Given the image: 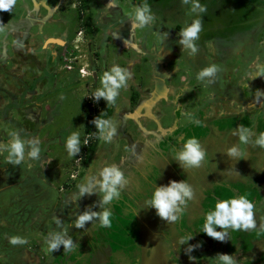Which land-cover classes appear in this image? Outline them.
Returning <instances> with one entry per match:
<instances>
[{
  "label": "rangeland",
  "instance_id": "obj_1",
  "mask_svg": "<svg viewBox=\"0 0 264 264\" xmlns=\"http://www.w3.org/2000/svg\"><path fill=\"white\" fill-rule=\"evenodd\" d=\"M17 1L27 7L25 13L37 1L52 8L41 40L33 35L36 46H50V54L34 56L36 66L24 58L25 70L16 71L19 77L8 85L14 99L6 116L0 114V264H223V255L240 264L235 254L243 246L231 245L232 236L213 239L202 227L223 199L251 192L264 199V176L254 182L260 163L247 160L252 169L241 171L240 137L251 128L247 124L262 120L257 112L264 103V73L259 78L257 73L264 68V0H151L143 25L132 15L142 0ZM15 3L0 16V33ZM38 10L44 14L43 7ZM195 20L198 31L189 47L181 32ZM86 24L91 33L83 31ZM115 27L131 31L130 47L114 36ZM166 46L187 51L181 52L185 62L174 56L162 64L163 47L165 55L170 51ZM114 67L127 75L110 102L95 93L104 90L102 77ZM88 106L112 108L93 151L86 149L93 141L83 132ZM108 128L114 131L104 140ZM72 133H78V150L69 155L65 144ZM258 133L255 151L264 153V126ZM14 137L24 145L19 163L8 162ZM190 139L201 153L196 163L181 159ZM33 148L35 157L29 155ZM231 159L233 167L227 164ZM106 167L118 170L121 180L114 186L117 195L103 202L99 182ZM171 184H182L188 195L178 192L180 199L162 218L150 201L155 190ZM82 186L88 191L81 195ZM105 211L108 223L102 224ZM85 213L97 215L75 227ZM262 219H252V228L234 229L233 237L241 233L239 243L250 248L264 236ZM224 229L213 226L216 232ZM249 233L252 240L244 237ZM9 237L23 243L12 244ZM53 237L70 239L71 250L59 244L46 251ZM164 244L172 250L167 253ZM179 250L189 252L188 261Z\"/></svg>",
  "mask_w": 264,
  "mask_h": 264
},
{
  "label": "clouds",
  "instance_id": "obj_2",
  "mask_svg": "<svg viewBox=\"0 0 264 264\" xmlns=\"http://www.w3.org/2000/svg\"><path fill=\"white\" fill-rule=\"evenodd\" d=\"M114 2V0H113ZM186 2V0H185ZM13 0H0V10H6L11 4ZM199 5L193 3V10L198 8ZM202 10V9H201ZM148 9L147 5H143L141 8L135 10L132 15L134 16V22H139L140 25H143L146 20L150 19L147 15ZM199 21L195 20L192 23V26L182 30L181 34L184 37L182 43H185L189 47L188 44L189 38H193L198 31ZM135 26V23H134ZM194 51V49H193ZM212 69H208L207 72L201 73V75H206L210 73ZM264 73V68H261L258 71V75ZM127 73H123L119 68H112L111 74L104 73L102 77V84L104 85V90H97L95 93L98 97H104L108 101H112L113 97L115 96L114 89L119 88L125 79ZM81 77V76H80ZM96 125L97 129H102L105 127L106 122L101 119H97L93 121ZM114 129L108 128L107 134L103 137L104 140H108ZM77 136L78 133H72L68 139L66 140V148L68 150L69 155L76 152L78 149L77 145ZM243 139V138H242ZM260 143L264 144V141ZM186 152L181 155V159H185L191 163H196L200 157L201 153L197 151V146L194 140H189L186 143ZM24 145L21 141L16 139L15 137L11 141L10 144V155L8 158V162L10 163H19L20 159L22 158ZM37 154V149L33 148L32 151L29 153L31 157H35ZM12 156H15L16 159L13 160ZM102 176V180L99 182V187L101 191H105V195L103 196V202H108L112 199L113 196L117 195V192L114 189V186L119 184L121 180V173L112 167H106L100 174ZM80 194H84V192L88 191L87 186H82L79 189ZM179 193H183L184 195H188L187 190L184 188L182 184H171L167 188H161L154 191L152 195V199L150 201L151 206L156 209L157 214L160 217H167L168 213L171 210L172 205L175 201L180 199ZM252 205L249 202L246 196H241L238 199L234 198H227L215 203L213 210L206 214L205 220L203 222L202 230L203 232L216 240L223 239V232H216L213 231V226H218L222 229L227 228L229 225L233 228H252L253 221L251 219ZM96 213H85L80 215L77 220L75 221V227L79 228L82 227L84 222L89 221L93 216H96ZM109 218V213L107 211L100 214V220L102 224H107ZM131 220L132 217H129ZM172 219H175L172 217ZM9 242L12 244L16 243H23L22 240H19L17 237H9ZM59 244H63L66 251L71 250V240H64L62 237H53L52 241L48 244L46 251H51L55 249ZM220 261H223V264H233L231 258L227 255H223L219 257Z\"/></svg>",
  "mask_w": 264,
  "mask_h": 264
},
{
  "label": "flooded vegetation",
  "instance_id": "obj_3",
  "mask_svg": "<svg viewBox=\"0 0 264 264\" xmlns=\"http://www.w3.org/2000/svg\"><path fill=\"white\" fill-rule=\"evenodd\" d=\"M59 1H61V0H59ZM65 2H67V1H65ZM142 2L144 3V5H147L146 2L147 3L150 2L149 6L147 5V8H150V10L152 9L151 6L153 4H151V0H142ZM14 3H12V6H14ZM58 3H60V2H58ZM15 4H16V7H15L14 11H11L12 12L11 15H13V16L12 17L10 16L11 18L9 19V22H8L6 30H4L3 33H0V114H2V115L5 114V116H6L5 109H6L7 105L9 103H11L12 100L14 99V98H12L13 97V95H12L13 88H12L11 92H9L10 90H8L9 81L10 80H14L15 78L19 77V75L16 74V71L20 72L22 69L25 70V67L27 65L25 66L23 64L24 61L26 62V60H24V58H26L27 61L30 63L29 65L36 66L37 62L33 58L34 56L42 54L43 52H46L47 54H50V46L47 45L44 48H43V46H40V47L36 46V41L34 40V36L33 35H37L38 40H41L40 38H41V36L43 34L41 32V29L45 27V24L47 22H49V18L47 17L48 16L47 14H48L49 10L50 11L52 10V8H49V7L45 6V4H41L40 2L38 3V1H37V3L35 2V3L32 4L33 5L32 9H29L25 13L26 8H27V7H24L25 5H21V2L18 3V1ZM40 6L43 7L45 9V11H44V14L37 15V14H39L38 7H40ZM154 8H157V7L155 6ZM6 11H7V9L6 10H0V16L2 14L4 15ZM22 11H23V13H22ZM154 12L156 13L157 11L155 10ZM45 17H47V19H45ZM13 19H15V20L13 21ZM41 21H45L44 24H41ZM84 27L85 28H84L83 31H86V29H87L86 25ZM32 29H34V30L32 31ZM117 29L118 28L115 27V30H114V33H113L114 36L118 37V38H120V36H121V38L123 40H119V41H122L123 45L129 46L130 44H128V42H126V40H128V36L130 35L131 31L129 29H127V28H125L123 30L119 29V31ZM47 33H49V32L47 31ZM81 33H83V32H81ZM6 35H10L11 42L9 41V39H7ZM118 44L122 45L121 42H119ZM168 47L169 46H166L167 49L170 48L169 49L170 51L168 50L169 51L168 53L170 55H173V56H170L169 54H168L169 56L165 55L164 54V47H163V51L160 54L161 63L164 64L167 61L169 63V61L172 60V58H174V56H175V58L178 57L177 58V60H178L177 63H182L183 64L185 62V59H184V56H181L182 55L181 52H187V51L182 49L180 46H171L169 48ZM48 56H50V55H48ZM15 58H18V60L16 59L17 61H15ZM186 58H187V56H186ZM46 63H47V66H49V69H50L51 68L50 66H52L51 60L50 59L47 60ZM50 63H51V65H50ZM30 70L32 71V69H30ZM27 71H29V70H27ZM81 71H83L84 74H82ZM78 73L80 74V76L82 78L85 75H87L84 67L83 68L81 67L78 70ZM262 74H259V75L257 74L258 75L257 78L261 77ZM222 78L225 79L224 77H222ZM223 83H224V80H223ZM180 94L182 95L184 93L180 92ZM10 95L12 96L11 98H10ZM182 96H183L182 98L185 97L184 95H182ZM150 103H151V101H150ZM253 106H257V105H255V103H254V105L253 104L250 105L251 109L255 110ZM260 107H262V106H260ZM90 111H95V108L91 107V106L86 107V109H85L86 115ZM231 111L234 112V110L232 108H231ZM7 115H8V112H7ZM230 116H232V115H230ZM85 117L86 116H84V118ZM83 125H84V121H83ZM2 130L3 129L0 128V135L2 134ZM240 135H244V133L240 134ZM244 137H246V135H244ZM243 140H245V138H243ZM1 145H2V143L0 142V146ZM249 152H251V151H249ZM252 152L254 154L255 150L252 151ZM253 154L248 153V151H247V152H245L242 155V157H241V160H242V169H241V171L246 172V170H248L247 169V164H248L247 160H249V161L250 160H254V162L260 163V159H259L260 157H258L256 155H253ZM229 157H231V156H229ZM234 161H236V160H232L231 159V160H229V162L227 164H231L230 162H232L230 167H233V166H235ZM260 167H261V169L264 168V163H262ZM261 169L259 167H256L255 170L259 174V173H261ZM226 182L227 181H225V183ZM247 185H249V182H247ZM260 196H262V195H260ZM259 199H260V197H259ZM255 202H257V201H254V203L251 202L252 207H254V208H251V210L255 211L254 213H252V218L253 219H255L258 216L257 215V210H259L260 208L261 209L264 208V203H260V200L257 203H255ZM263 223L264 222L262 221V224ZM238 229H241V228L238 227ZM220 232H221V230H220ZM222 232L227 237H231L232 236L231 240H230V244L231 245L234 242L235 246L241 245V246H243V248L245 247V244H240L239 243L240 239H239L238 236L241 233H238L236 237H233L234 229L230 225L227 228H225ZM245 233H247V232H245ZM244 237L246 239H248V240H252L253 235L251 233L244 234ZM262 237H264V236H261L257 240L252 241L251 245L254 246V245L258 244L260 242V240L263 239ZM164 248H165L164 250L167 253L169 252L168 250L171 249V247H168V245L167 246L165 245ZM228 249L230 250V245L228 246ZM228 249H227V252H229ZM132 251H133V253L134 252L137 253L135 250H132ZM151 252H152V250H151ZM179 252H180L179 255H182L184 257V259H186V261H188L187 258L190 257L188 255L189 252L186 251L184 253V252H182V250H179ZM233 252H234V250H232V253ZM248 253H249V251L244 250L241 254L240 253H236L235 254V256H237L236 258L239 259L240 264L244 263L247 260ZM216 264H218V262H216ZM254 264H261V262L254 263Z\"/></svg>",
  "mask_w": 264,
  "mask_h": 264
},
{
  "label": "crops",
  "instance_id": "obj_4",
  "mask_svg": "<svg viewBox=\"0 0 264 264\" xmlns=\"http://www.w3.org/2000/svg\"><path fill=\"white\" fill-rule=\"evenodd\" d=\"M262 105V109H259L258 110V112H257V115H259V116H261V118H258V120L260 119H262L261 120V123H257L255 126H252V124H247V126L249 127H251V128H248L247 129V131L244 133V135H246V137H244V135H240V137H241V141H243V147H242V150H243V154L245 153V152H247L248 151V153H251V154H253V152L252 151H254L256 148H254L255 147V145H257V142H256V140H258V137H259V133H258V131H259V128L260 127H262V126H264V103H261ZM119 110V109H118ZM246 119V118H245ZM253 119H255V118H253ZM252 119V120H253ZM256 120V119H255ZM254 122V121H253ZM257 125H258V127H257ZM242 137L243 138H245V140H243L242 139ZM263 138V137H262ZM254 146V147H253ZM253 150H252V149ZM260 150H261V148H259ZM249 151H251V152H249ZM256 152V151H255ZM253 155H256V156H258V157H260L259 159H260V165L259 166H261V164L262 163H264V153H260L258 150H257V152H256V154H253ZM249 161H247V163H248ZM256 164V163H255ZM254 167V166H253ZM257 167V166H256ZM247 169L248 170H250V169H252L251 167H250V165L249 164H247ZM261 169V168H260ZM264 168H262L261 169V173H257V176L256 177H258V178H256L255 177V179H254V182L255 183H257V180H261L262 178H263V176H264ZM249 180L250 179H247V182H249ZM253 179H251V181H252ZM259 183V182H258ZM227 185H233L232 184V182H228V183H226ZM261 185L260 186H262V185H264V181L263 182H261L260 183ZM243 186H245V185H241V187H243ZM262 188L264 189V186H262ZM250 193V192H249ZM244 194H246V193H244ZM247 195H249V194H247ZM248 198V200H250V203L251 202H253L254 203V201H257V202H259V195L258 196H256L255 194H253L252 192H251V196H248L247 197ZM260 203H264V199L262 200V201H260ZM259 213V214H258ZM257 215L258 216H260V217H263V219H262V221L264 222V208L263 209H259V210H257ZM253 219V218H252ZM254 237V236H253ZM261 237V236H260ZM263 239L262 240H260V242L258 243V244H256V245H254V246H251L250 248H247V247H244L245 248V250L246 251H249V253H248V258H247V260L244 262V263H242V264H254V263H258V262H261L262 261V258H264V237H262ZM253 239V238H252ZM245 246H246V244H245ZM262 264H264V263H262Z\"/></svg>",
  "mask_w": 264,
  "mask_h": 264
},
{
  "label": "trees",
  "instance_id": "obj_5",
  "mask_svg": "<svg viewBox=\"0 0 264 264\" xmlns=\"http://www.w3.org/2000/svg\"><path fill=\"white\" fill-rule=\"evenodd\" d=\"M252 1V0H251ZM254 1V0H253ZM86 32L91 33L89 25L86 24ZM180 27H177L176 30H179ZM135 100V98H134ZM113 106V105H111ZM110 106V107H111ZM112 113V108H109L108 110L98 111L95 109V111H90L86 117L84 118V125H83V132L85 136L89 139V141H93V144H89L86 146V149L89 151L94 150V143L97 142V135L99 133V129H97L96 125L93 123V121L97 119L104 120L105 122L110 118ZM96 141V142H95Z\"/></svg>",
  "mask_w": 264,
  "mask_h": 264
},
{
  "label": "bare ground",
  "instance_id": "obj_6",
  "mask_svg": "<svg viewBox=\"0 0 264 264\" xmlns=\"http://www.w3.org/2000/svg\"><path fill=\"white\" fill-rule=\"evenodd\" d=\"M121 37V36H120ZM83 72V71H82Z\"/></svg>",
  "mask_w": 264,
  "mask_h": 264
}]
</instances>
